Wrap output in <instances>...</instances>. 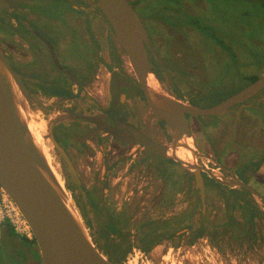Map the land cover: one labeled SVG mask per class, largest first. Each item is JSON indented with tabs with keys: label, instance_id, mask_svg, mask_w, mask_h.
Listing matches in <instances>:
<instances>
[{
	"label": "flooded vegetation",
	"instance_id": "1",
	"mask_svg": "<svg viewBox=\"0 0 264 264\" xmlns=\"http://www.w3.org/2000/svg\"><path fill=\"white\" fill-rule=\"evenodd\" d=\"M128 1L142 18L151 39L153 47L145 43V49L162 88L181 102L196 107L212 106L235 93L204 105L209 102L208 96L218 90L210 86L213 78L198 75V80L191 79L187 70L189 51L182 55L171 53V41L168 43L167 38L160 36L162 41H157L156 24H153L155 28L147 19L160 21L177 33L191 26L177 21L180 26L173 27L172 22L161 17L163 12L158 11L162 7L158 4L150 8L151 15L147 16L148 12L139 5L141 2ZM232 46L213 43L211 54L218 47L227 53L228 60L233 56L238 58ZM184 47L180 51H185ZM0 50L27 88L32 108L47 119L51 135L73 165L76 176L53 148L75 184L73 188L66 182L70 193L73 196H77L78 190L88 193L84 203L95 210L92 215L83 211L88 228L94 226L93 218H104L116 230L122 222L132 223L131 203L142 200L137 196L142 192L143 177L141 173L133 177L141 157L150 170L144 177L149 181L144 184L148 185L144 191L152 189V178L165 182L154 196L148 195L144 200L150 203L149 207L172 204L174 181L181 185L184 195L192 196L182 202L177 212L141 221L136 232L127 233L130 248L139 242L176 238L193 243L207 236L208 210H215L221 203L229 226L236 230L247 227L252 238L257 235L259 225L255 217L264 212V200L237 185L236 178L264 197V87L212 118L185 115L197 151L195 161L207 169L201 170L202 204L200 189L188 170L173 159L144 153L140 143L131 142L134 132H139L169 144L173 132L162 118L152 114L137 80L124 66L126 56L97 0H0ZM212 62L217 64L215 60ZM206 66L203 63V71ZM252 76L259 77L253 74L248 78ZM128 160L131 163L127 176L113 181ZM81 167H86L91 174L88 185L83 184ZM171 167L181 172L173 177L167 171ZM124 184L130 192L125 193ZM116 187L120 189L119 194ZM99 211L106 215L99 216ZM237 213L247 217L240 220Z\"/></svg>",
	"mask_w": 264,
	"mask_h": 264
},
{
	"label": "rangeland",
	"instance_id": "2",
	"mask_svg": "<svg viewBox=\"0 0 264 264\" xmlns=\"http://www.w3.org/2000/svg\"><path fill=\"white\" fill-rule=\"evenodd\" d=\"M136 1L137 3L141 2L139 5L143 11L148 12L147 16L151 15L150 8H153V6H156L159 2V0ZM180 1L181 0H169L164 3L168 5H179L181 3ZM262 1L263 0L184 1L181 10L187 11V13H189L188 15L199 16L202 26L206 31H215L218 35H221V33L226 35L225 42L233 45L232 47L235 48V52L238 55V58L237 56H233L230 60H228L227 53L218 47L215 49L216 51H213V54H211L210 49L214 42L204 37L203 33V35H201L197 31H194L192 27L185 32L178 30V34L160 21L155 22L152 18H149V20L147 19L148 23L151 25L154 23L156 24L157 28L153 26L157 29V33L154 34L157 41H162L160 37L167 38L168 43L171 41V53L178 52L182 55V52L189 51L187 70L189 71L191 79L194 78L198 80V75H204L207 79L208 77L213 78L210 86L218 90L208 96L207 101L209 102H204V105L210 104V102L216 103L238 91L250 82L248 78L250 75L255 74L260 76L264 73V54L258 59L257 53L260 52L261 48L264 51V35L257 37L258 35L264 34V6L262 5ZM164 13L165 17H174L177 16L178 12L164 11ZM172 26L176 27L174 25ZM182 44L185 45V51H180L183 49ZM202 49L205 50L199 51ZM212 60H215L217 64H212ZM224 60H228V62ZM124 63L127 71L133 74L126 58L124 59ZM203 63L207 65V69L204 71L202 70ZM225 85H227V88H225ZM193 91L194 90H192V92ZM142 112H144V110ZM30 114L33 120L35 119L37 122H39V120L40 122L43 121V128L45 130L47 127V119L43 117L38 110H34ZM207 118L212 117L205 116V119ZM51 157L54 161L58 178L67 191L70 202L77 209L80 214L79 216H81L83 222L87 226L83 211H88L90 215L95 211L89 208L87 202L84 203L88 193L86 191L83 193V191L80 192L78 190L77 196H73L67 188L66 182L70 183L73 188L75 184L71 176L65 172L52 146ZM140 159V164L136 165L138 171H136L133 177L135 178L139 173H141L143 177L141 184L142 192L137 196V198H142V200L136 204L133 202L131 203L130 212L133 213L131 217L132 223L125 224L122 222L123 224L116 230L111 229L109 222L104 218H93L94 226L90 228L87 227L93 242L95 243L94 240L97 241L95 245L105 256L121 264H264V212L258 213L255 217L259 226L256 230L257 235L252 238L251 236H253V234L250 232L249 228H239L236 230V228L234 229V227L229 226V222L226 221L227 212L223 209L222 203L221 205L215 206V210L209 208V233L207 236L197 239L193 243L176 238L170 241H155L149 251L142 250L137 246L130 248L127 242V233L136 232L141 221L177 212L182 208V202H185L186 198L192 196V194H189V196L184 195L181 185H178L174 181V186L172 187L174 192L172 204L163 207H149L150 203L144 200L148 199V195L154 196V193L159 191L165 182L152 178V189L144 191V189L148 187V185L144 186V184L149 182L145 180L144 177L148 176L146 172L149 170L147 169L149 167L146 166L145 159L141 157ZM130 163L129 160L125 161L119 174L113 181H116L118 177L124 179L125 175L127 176L126 171L130 169L128 167ZM92 164H94V162ZM88 165L90 166L91 164ZM85 169L87 168L81 167L80 171L83 172L81 177L83 184L88 185L91 181V174H88V169L86 170L88 175L85 174ZM167 171L172 173L173 177H175V173H180L181 169L179 170L176 167H171L168 168ZM125 180L127 181V178ZM254 184L252 185L255 187ZM116 188V194H119L120 189H118V187ZM123 190L125 193L130 192L127 190L126 185L123 187ZM115 203H117V200H115ZM194 212L198 214L197 210ZM97 214L99 216H103V214L106 215L104 211H99ZM237 214L240 220L244 219L246 216L240 213ZM9 223V221L0 223V264H41L35 244H29L22 239L23 236L28 238L32 237L29 228L27 230L24 225H21L16 231ZM7 224L10 225L16 233V237H10V240L6 237L5 229ZM222 225H224V227ZM215 226L218 231L216 233L214 229ZM236 235L238 238H236ZM10 241H14L15 243ZM124 252L125 257L123 260L116 259V257L124 254Z\"/></svg>",
	"mask_w": 264,
	"mask_h": 264
},
{
	"label": "water",
	"instance_id": "3",
	"mask_svg": "<svg viewBox=\"0 0 264 264\" xmlns=\"http://www.w3.org/2000/svg\"><path fill=\"white\" fill-rule=\"evenodd\" d=\"M97 1L130 64L152 114L157 119L162 118L173 132V139L169 144L155 141L139 132H134V140L131 142L140 143L144 153L173 159L183 169L188 170L195 177L203 204L201 170L207 169L195 161L197 151L191 142V132L185 115L213 116L224 113L263 88L264 73L212 106L196 107L183 103L160 86L145 49V43L153 47L151 39L142 18L129 1ZM149 74L154 76L156 88L149 86ZM262 103L264 104V101ZM33 111L27 88L0 50V188L25 220L41 264H121L110 260L95 245L58 175L56 174V177L35 144L27 123L30 118L33 119L30 116ZM43 139L49 145L50 151L52 146L69 171L76 176L67 154L51 135L50 124L44 130ZM178 147L190 152L191 161H183L176 155ZM236 184L242 185L254 196L264 200L263 196L237 178Z\"/></svg>",
	"mask_w": 264,
	"mask_h": 264
},
{
	"label": "trees",
	"instance_id": "4",
	"mask_svg": "<svg viewBox=\"0 0 264 264\" xmlns=\"http://www.w3.org/2000/svg\"><path fill=\"white\" fill-rule=\"evenodd\" d=\"M165 1H169V0H159V2H158V5L162 7L158 12H163V15H161V17L164 20L168 21L170 24L172 22L174 24V26H180V25H177V21H179L178 24H180L182 22L189 24L193 28L194 31H197L201 35L204 34L203 36L206 37L209 41L217 43L223 47L226 46V42L224 40L226 35H224L223 33H221V35H218V34H216L217 32H215V31L214 32L213 31H206L204 29V27L202 26V23L200 21L199 16H191V15H188L189 13H187L186 11L181 10V7L183 6V3L185 0H181L180 1L181 3L179 5H175V4L168 5V4L164 3ZM175 1H177V0H175ZM262 5L264 6V0L262 1ZM164 11H176L178 13H177V16H174V17L173 16L165 17ZM262 35H264V34L258 35L257 37L262 36ZM234 42H235V40H234ZM257 53H258V59H260V56L264 54V51L261 48L260 52H257ZM256 78H257V76H252L249 78V80L253 81ZM5 230H6V237L8 238V240H10L13 237H16V233L14 232L13 228L10 225L7 224V227ZM22 239L29 244H31V243L35 244L34 239L32 237L28 238V237L23 236ZM10 242L15 243L14 241H10ZM154 243H155V241L146 242V243L139 242L136 246L138 248H141L142 250L149 251ZM125 252H124V254H121L119 257H116V259L123 260L125 257Z\"/></svg>",
	"mask_w": 264,
	"mask_h": 264
},
{
	"label": "bare ground",
	"instance_id": "5",
	"mask_svg": "<svg viewBox=\"0 0 264 264\" xmlns=\"http://www.w3.org/2000/svg\"><path fill=\"white\" fill-rule=\"evenodd\" d=\"M148 84L150 87L156 88V81H155V78L152 74H149V76H148ZM23 116L25 117V115H23ZM42 122H40V120H39V122H37L35 119L33 120L31 118L27 121L29 130L31 132V135L34 139L35 144L37 145V147L40 149V151L45 156V158H46L47 162L49 163V165L51 166L53 172L56 173L55 172L56 167H55L54 161L51 157L50 147L47 144V142H45L43 139V133H44L43 127H44V125ZM176 155L180 159H182L183 161H191L190 152L183 147L177 148Z\"/></svg>",
	"mask_w": 264,
	"mask_h": 264
},
{
	"label": "built area",
	"instance_id": "6",
	"mask_svg": "<svg viewBox=\"0 0 264 264\" xmlns=\"http://www.w3.org/2000/svg\"><path fill=\"white\" fill-rule=\"evenodd\" d=\"M5 221H9V224L14 227L16 231L21 225H24L28 230V226L17 207L0 188V223Z\"/></svg>",
	"mask_w": 264,
	"mask_h": 264
}]
</instances>
